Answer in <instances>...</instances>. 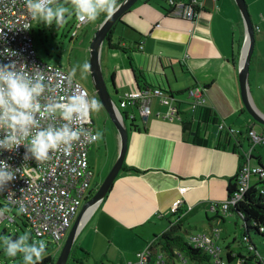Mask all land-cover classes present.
Instances as JSON below:
<instances>
[{"label":"crops","instance_id":"crops-1","mask_svg":"<svg viewBox=\"0 0 264 264\" xmlns=\"http://www.w3.org/2000/svg\"><path fill=\"white\" fill-rule=\"evenodd\" d=\"M199 1L203 10L190 21L168 15L163 0H140L115 26L113 43L123 40L126 51L106 44L102 63L110 66L120 101L140 89L137 72L145 79L141 88L163 89L169 97L164 105L153 99L151 116L140 122L134 108L123 110L130 118L125 160L129 171L120 174L75 243L95 260L129 264L148 242L172 228L188 241L198 234L221 232L226 217L231 218L212 212L211 205L229 198L230 180L240 172L239 153L244 156L250 147L247 133L251 128L262 133L264 126L249 114L241 96V53L249 42L236 1ZM256 28L249 98L264 116V30L260 24ZM201 86L207 87L206 103L193 112L187 92ZM170 107L178 110L174 121L165 119ZM257 148L253 164L264 167ZM260 183L253 178L251 186ZM181 188L187 191L182 194ZM179 200L184 201V212L174 215L172 206ZM203 215L210 229L202 225L199 230L196 219ZM228 250L235 252L230 246Z\"/></svg>","mask_w":264,"mask_h":264},{"label":"built area","instance_id":"built-area-1","mask_svg":"<svg viewBox=\"0 0 264 264\" xmlns=\"http://www.w3.org/2000/svg\"><path fill=\"white\" fill-rule=\"evenodd\" d=\"M168 7L173 12V16L190 21H195L203 10L199 0H170ZM33 22L27 14L24 0H0V50L8 48L17 53L14 57H0V62L9 63L10 60H15L18 66L25 65V70L40 71L43 74L46 90L40 98L42 105L63 103L73 95L83 96L90 101L87 90L63 66L50 65L39 58L32 37ZM89 23L76 20L72 37L76 38L79 31ZM26 25L30 27L25 28ZM187 95L193 112L201 109L206 103V89L202 86L189 90ZM167 97L169 96L163 89H137L126 93L121 98L118 109L123 116L122 110L134 108L140 112L143 119H148L152 113L153 99L158 98L160 104L164 105ZM178 118L177 108L170 107L165 114V119L174 121ZM63 123L59 118L53 117L41 121V126L46 127L49 124L61 126ZM72 126L82 132L80 139L73 143L70 154H65L60 149L50 153L49 158L42 162L31 158L30 153L25 159L24 146H20L15 152L5 151L0 154V159L6 160L13 168L19 169L14 181L0 191V197L14 210L19 211L21 206L27 209L21 214L26 218L34 238L46 239L59 247H62L80 208L91 191L93 171L89 159L90 152L100 140L92 120V110ZM219 128L221 131L226 129L224 124H220ZM236 134L237 132L234 133ZM247 139L250 147L243 156L237 191L226 201L213 203L212 212L221 211L227 214L232 207L238 206L243 201L252 187L253 178L264 181V167L253 164L254 150L257 147H264V131L259 133L250 129ZM186 191V188L180 189L182 194ZM184 205L183 200L176 201L172 206V213L179 214V211L185 208ZM6 219L14 222V218L1 211L0 223ZM220 236L219 230H216L212 236L198 234L191 238V244L213 254L214 264H229L216 242ZM156 242L157 240L149 242L146 248L137 254V260L129 264H175L172 261L167 262L164 253L156 251ZM176 254L182 257L181 253L176 252ZM232 256L236 257V254ZM237 262L242 264L240 260ZM184 264L193 263L186 261Z\"/></svg>","mask_w":264,"mask_h":264},{"label":"clouds","instance_id":"clouds-1","mask_svg":"<svg viewBox=\"0 0 264 264\" xmlns=\"http://www.w3.org/2000/svg\"><path fill=\"white\" fill-rule=\"evenodd\" d=\"M71 14L79 22H94L103 13L110 19L114 11V0H69ZM25 8L31 20L47 26H61L70 9L59 4L58 0H24ZM30 26L26 25L25 28ZM17 53L11 49L0 50V57H14ZM26 66L17 65L15 60L0 62V154L15 152L25 147V159L28 154L37 162L45 161L50 153L62 149L70 154L73 143L78 141L81 130L72 125L95 110L96 101L83 96L73 95L65 102L44 104L40 102L46 90V83L40 71L29 72ZM82 69L86 71L88 64ZM59 118L61 126L49 124L41 126V121ZM99 133H97V137ZM19 172L6 160L0 159V191L14 179ZM21 206L20 213L26 212ZM0 247L11 258L22 254L23 264H39L46 252L44 240L29 242L26 235L16 238L0 237Z\"/></svg>","mask_w":264,"mask_h":264},{"label":"rangeland","instance_id":"rangeland-1","mask_svg":"<svg viewBox=\"0 0 264 264\" xmlns=\"http://www.w3.org/2000/svg\"><path fill=\"white\" fill-rule=\"evenodd\" d=\"M119 0H114V5ZM248 6L249 14L251 16L252 23L255 28V32L258 31L256 27L261 25L260 30H264V0H245ZM59 4L66 6L70 9L69 13H66L65 22L59 26H47L43 23H38L34 21L32 23V37L34 40L35 48L37 50L39 58L47 64L50 65H61L67 72L79 82L89 93L90 101H96L98 107L95 110H92V120L94 122V127L99 133L100 140L97 142L91 149L90 152V165L93 171V178L91 182V189L95 190L98 187H101L111 173L115 164L118 161L120 155V138L119 133L115 124L113 123L110 115L104 108L101 100L97 96L95 80L91 73V44L95 37V34L98 28L101 26V22L104 19L105 14H101L96 21L90 22L83 29L79 31V34L76 38H72V31L74 29V24L76 18L71 14V6L69 0H61ZM238 6V5H237ZM239 7V6H238ZM240 9V8H239ZM242 17L241 10L239 11ZM244 24V21H243ZM107 52L106 44L103 46L101 51V60L105 53ZM88 64V69L84 71L82 66ZM110 66L108 63H102V72L104 80L108 86L109 92L112 94L115 104L120 105V94H116V91L113 89L111 84V73L109 70ZM135 115L137 116V121L140 122L141 114L135 109ZM123 112V110H122ZM126 112V110H125ZM130 123V122H129ZM244 147L248 149V145L245 142ZM244 152V150H242ZM261 153L264 159V147H258L257 151ZM255 180V178H254ZM2 199L0 200V212L2 210ZM4 202V201H3ZM84 205V204H83ZM82 205V206H83ZM82 210L80 208L78 214ZM77 214V215H78ZM9 215L14 218L16 223L10 222L6 219L2 224H0V234L3 229H7L8 233L11 235L18 233L19 236L26 235L29 238V242L36 240H44L47 247L46 251L56 255V258L59 257L63 246L66 243V240L62 243V247L57 246L55 243H49L46 239H37L32 236V232L29 227L24 226L22 220L19 218V212L17 210L11 211ZM220 216H223L221 213ZM229 217V216H228ZM223 223L221 228V237L220 246L223 248V257L227 261V252L228 247L232 248L235 252L243 254L244 257L249 258L250 254L247 250L246 244L245 249H241L239 246L240 238L244 233L242 227V220L238 219L236 216L227 219ZM75 221V220H74ZM198 222L199 230L201 226L205 225L210 227L206 215H203L201 218L196 219ZM74 224V222H73ZM72 224V226H73ZM210 229V228H209ZM223 229V230H222ZM71 230V229H70ZM208 231V229H207ZM209 233V232H207ZM251 237L254 245L257 247L259 254L264 258V238L256 235L254 232L251 233ZM185 238H188L185 236ZM190 240V237L188 238ZM195 247V245H193ZM85 256L79 251L75 252L70 256L68 264H113L107 259L104 260H95L92 257L84 258ZM77 259H80L79 261ZM190 262L191 260L188 259ZM177 264H184L181 260L176 259ZM122 264V263H120ZM234 264H239L235 262Z\"/></svg>","mask_w":264,"mask_h":264},{"label":"trees","instance_id":"trees-1","mask_svg":"<svg viewBox=\"0 0 264 264\" xmlns=\"http://www.w3.org/2000/svg\"><path fill=\"white\" fill-rule=\"evenodd\" d=\"M122 1L123 0L117 1L116 4L114 5V9L117 8ZM163 1L167 5V10H166L167 14L172 16L173 12L168 7L170 0H163ZM105 19H106V16H104V19L101 22V24L105 21ZM114 31H115V27L112 29V31L110 32L108 36V40L110 41L108 44L109 49L126 51L125 48L121 47L123 40L119 39L115 44L113 43ZM137 77H138L139 85H140L139 88L142 90L148 89L146 87L141 88V86L146 85L145 79L141 72H137ZM112 81H113V87L116 90L117 88L115 84L114 75L112 76ZM205 89H207V87ZM211 116L212 115L210 114V117ZM123 117L124 119H128V121L130 120L129 116L126 113H123ZM131 120L135 121V118H131ZM131 128H135V127L133 126ZM189 135H191V133ZM235 147L237 148L235 149L234 153L238 154L239 152L238 148H240V142L236 143ZM239 157H240L241 165H242V162L244 161V157L240 153H239ZM259 164L262 165L261 162ZM126 171H129V170L126 169V165L124 164V167L121 173H124V172L126 173ZM134 171L137 174H142V172L140 171H136V170ZM238 184H239V173L236 177L230 180L229 189H228L229 198H231L232 195L237 191ZM262 184L264 183L261 182L259 185L251 187L250 190L247 192V194L244 196L243 201L238 206L232 207L230 212L224 215V216H230V217L236 216L238 219L242 220L243 222L242 227L244 229V233L242 237L240 238L239 246L241 249H245L244 246L246 244L247 250L250 254V257L247 258V257H244L243 254L241 253L231 251L230 253H227V257H228L227 262L229 264H234L238 260L242 261V264H254V263L263 264L264 263V258L259 254V251L257 247L254 245L252 237H251V233L254 232L256 235L264 238V188L263 187L261 188ZM99 188L100 187H98L96 191L94 189L91 190L88 194V197L84 201V203L90 201L94 197V195L97 193ZM1 199L2 198L0 197V200ZM1 207H2V210L6 214H9L11 211H14V209H12L10 206H7L5 202L3 201H2ZM183 212L184 210H181L179 211V214L177 215H182ZM19 218L20 220H22V223L24 224V226L29 227L26 221V218L20 212H19ZM13 223H16V221L14 220ZM18 236L19 234L17 232L11 235L10 233H8L7 229H3V231L0 234V237H3V238H16ZM220 238L216 240L217 243L220 240ZM154 240H157L155 244V247L157 249L156 251L164 253L166 255L167 262L172 261L175 264H177L176 259H179L183 263L188 261L189 263H193V264H214L215 256L213 254L203 249H198L197 247H194L193 244H191V239L188 241H185L181 236L178 235L177 229L175 228L170 229L169 231L163 233L161 236H159L158 238ZM221 250L223 253V248H221ZM75 252H79V249L77 248L76 244L73 247L71 256ZM80 252L85 256L84 258L89 257V255L85 253L84 251L80 250ZM176 252L181 253L182 257L178 256ZM234 253L236 254V257L232 256V254ZM58 258H56L55 254L49 253L48 251H46L42 261H40L39 264H56L58 261ZM188 259H190L191 262ZM77 260L79 261L80 259H77ZM0 264H23L22 254H18L17 257L11 258V257H8L4 253L3 248L0 247Z\"/></svg>","mask_w":264,"mask_h":264},{"label":"water","instance_id":"water-1","mask_svg":"<svg viewBox=\"0 0 264 264\" xmlns=\"http://www.w3.org/2000/svg\"><path fill=\"white\" fill-rule=\"evenodd\" d=\"M61 1V0H60ZM140 0H123L117 8L114 9L113 14L110 19H105V21L98 28L93 42L91 44V73L95 80L96 93L99 99L101 100L104 108L110 115L113 123L115 124L117 131L119 133L120 138V155L117 163L112 169L111 173L108 175L103 185L99 188L94 197L85 202L82 206V210L77 215L74 224L71 230L68 233L66 238V243L63 246V249L60 253L58 261L56 264H68L69 258L71 256L73 247L76 243L77 237L80 234L81 230L84 228L85 224L82 228H80L81 222L86 214V212L93 206H96V209L100 206V204L105 200L106 196L112 189L113 185L117 181L120 176L128 151L129 144V125L128 119H124L121 115L118 105L115 104L113 100L112 94L109 92L108 86L104 80L103 72H102V60H101V51L105 44H109L108 36L112 29L116 26V24L121 20V18L130 11ZM237 5L239 6L242 17L245 22L247 37L249 44L246 50L242 51L241 55L243 60V65L241 67L239 73V81L241 86V96L243 103L249 112V114L254 118V120L260 125L264 126V116L257 112L250 101V66L252 63V58L255 52V44H256V36H255V28L251 20V16L249 14L248 6L245 0H235ZM59 2V1H58ZM111 84L113 86V81L111 79ZM115 90V88L113 87ZM95 209V210H96Z\"/></svg>","mask_w":264,"mask_h":264},{"label":"bare ground","instance_id":"bare-ground-1","mask_svg":"<svg viewBox=\"0 0 264 264\" xmlns=\"http://www.w3.org/2000/svg\"><path fill=\"white\" fill-rule=\"evenodd\" d=\"M95 209H96V206H93L86 212L81 222L80 228H82L88 222V220L91 218L92 214L94 213Z\"/></svg>","mask_w":264,"mask_h":264}]
</instances>
